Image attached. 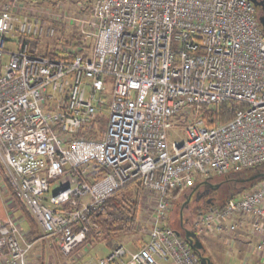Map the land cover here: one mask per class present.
Wrapping results in <instances>:
<instances>
[{"label": "built area", "instance_id": "obj_1", "mask_svg": "<svg viewBox=\"0 0 264 264\" xmlns=\"http://www.w3.org/2000/svg\"><path fill=\"white\" fill-rule=\"evenodd\" d=\"M32 8L0 0V161L41 238L55 237L69 258L98 227L107 198L139 181L156 195L148 239L136 250L120 243L89 264H203L168 224L171 198L196 174L209 180L264 163V32L256 5L95 0L76 22L84 25L76 37L84 46H63L78 51L70 58L39 54L24 40L57 34ZM226 102L232 117L210 124L204 110ZM178 134L184 139L172 138ZM64 176L69 183L52 191ZM194 228L248 229L264 257V180L222 206L211 202ZM34 245L23 242L13 216L0 219V264H28Z\"/></svg>", "mask_w": 264, "mask_h": 264}, {"label": "rangeland", "instance_id": "obj_2", "mask_svg": "<svg viewBox=\"0 0 264 264\" xmlns=\"http://www.w3.org/2000/svg\"><path fill=\"white\" fill-rule=\"evenodd\" d=\"M20 2L26 5L30 4L33 7L32 10L34 13H40L41 15H45L49 18L50 22H54V24L58 28L57 34L54 37L44 38L42 40V43L44 46H47L49 44L50 46L52 47L54 46L55 48L59 49L61 46L66 44V40H70L71 38L75 36L77 37L82 32V28L84 27V25L83 24L77 25L76 24V22H78L77 18H79V15L84 16L85 13H87V11L85 10L91 9L95 0H20ZM62 23H64V26ZM89 45L90 46L94 45V41L89 40ZM105 122L106 121L104 120L102 121L100 125L101 128H103ZM184 136H185L184 134L182 135L178 134L177 136L172 137V138L184 139ZM0 176L2 180L5 183H7L6 175L4 173V170L2 171V169H0ZM194 177L195 179H194L193 184L200 183L205 180L198 174H196ZM222 179L223 177L221 175L214 174L209 180L215 184L221 183L222 185V182H220ZM69 181L70 180L68 179L67 176L54 180L52 183L53 184L52 191H57L61 187L67 185ZM178 193L179 192H177V194L173 193L172 198H171V210H170V218H169L168 224L174 230L182 231L181 236L185 238V233H184L185 227L188 229L194 230V222H195L198 212H200L201 210H205L206 209L205 205L208 203L206 202V199H204V201H202L197 206L191 203L190 206L184 207L185 198L183 197L182 194H178ZM228 195H229V188L226 187V185L224 184L220 186V188L216 191L213 197V200L219 203L222 200H224V198L227 199ZM12 196L14 199L15 195L13 193H12ZM16 198L15 200H17ZM140 206H141V210H140V215H139V229L136 232L126 234V235H121L115 238L113 242H121L126 247L131 248L132 247L131 244L134 243L136 240L141 239L138 242V244H136L135 246V247H139L144 241L148 239L149 227H150V224H149L150 215L156 206V195L152 192L144 190L142 198H141ZM182 209H184L183 213H182ZM34 224L35 223L30 222L31 229H35L37 225H39L38 223L36 225ZM42 236H43V231L41 229L40 237ZM200 237H201V240H203L205 248H207V250L205 249L204 253L206 256H208L210 254V251H208V248H210L213 244L211 241L213 237L210 233H202L200 234ZM90 246L92 247L87 252L83 250L85 247V244H80L77 247L78 248L77 251H80V253L83 254V257L77 260L78 261L77 264H87L93 259L107 255L112 249V248L110 249L108 241L92 243ZM212 254L213 256H216V253L214 251H212ZM223 261L225 262L224 259ZM223 261H221L222 264H223ZM45 262H46L45 264H52L50 263L51 261L47 260V258H45ZM67 264H71V262H67Z\"/></svg>", "mask_w": 264, "mask_h": 264}, {"label": "trees", "instance_id": "obj_3", "mask_svg": "<svg viewBox=\"0 0 264 264\" xmlns=\"http://www.w3.org/2000/svg\"><path fill=\"white\" fill-rule=\"evenodd\" d=\"M30 44L31 49L36 48V52L43 55H48L51 57H73L78 51H66L63 46L55 48L54 46H44L43 43L38 42L34 39L24 38ZM65 45H70L71 47H83L82 39H77L76 36L73 39L66 40ZM206 116L213 117L210 120V124H216L217 122H224L232 117L233 112L230 109V102H226L221 105H216L214 107L207 108L204 110ZM0 169H3L0 161ZM264 170V163L258 165L255 168L244 169L241 171H234L223 175V179L220 181L222 185H226L229 188V195L227 199L235 196H239L248 189L254 187L258 182L264 179H258L254 181H246L244 179L248 178L254 171ZM221 185V186H222ZM143 187L139 181L130 183L112 193L103 205V209L97 215L98 227L92 229L86 240L82 244L92 243V242H102L108 241L109 245L114 248L120 243H114L113 240L121 235L130 234L136 232L139 229V215L141 210V198L143 195ZM179 191V190H178ZM174 194H177V192ZM15 197V196H14ZM16 198V197H15ZM14 198V200H15ZM15 202L19 208H22L25 218L32 223L37 224L36 219L33 217L28 208L16 198ZM224 198L221 202L217 203L213 200V203L222 206L227 200ZM209 204H206V208ZM203 211V210H201ZM195 230V228H194ZM182 232V231H181ZM182 235V234H181ZM200 236V234L198 233ZM187 240L186 238H184ZM188 241V240H187ZM74 252V251H73ZM199 255L198 252L195 251ZM203 254H205L203 252Z\"/></svg>", "mask_w": 264, "mask_h": 264}, {"label": "crops", "instance_id": "obj_4", "mask_svg": "<svg viewBox=\"0 0 264 264\" xmlns=\"http://www.w3.org/2000/svg\"><path fill=\"white\" fill-rule=\"evenodd\" d=\"M9 215L13 216L19 223L23 233V242L35 241V245L28 255V264H45V258L51 261L50 263L52 264H67V262L73 264L78 263L77 260L83 257V254L77 251L78 248H76L69 258H65L59 249L55 237L41 238V229L39 225H37L35 229H31L30 222L25 218L22 209L19 208L14 201L8 185H6L0 176V219H4ZM210 234L213 237L211 239L213 244L208 248V251H210L208 256L214 264H219V262L222 264L221 261H223V259L225 260L223 264H264V257L255 250L257 237L248 229H239L236 232H228L225 230ZM140 240L141 239L135 242L133 241L134 243L131 244L132 247L129 249H138V247L135 246ZM92 243H87L83 250L87 252L92 247L90 246ZM109 246L111 249L112 246ZM205 249L207 250V248ZM212 251L216 253V256H213ZM87 264H89V262Z\"/></svg>", "mask_w": 264, "mask_h": 264}, {"label": "water", "instance_id": "obj_5", "mask_svg": "<svg viewBox=\"0 0 264 264\" xmlns=\"http://www.w3.org/2000/svg\"><path fill=\"white\" fill-rule=\"evenodd\" d=\"M252 1L256 7L258 8V19L261 23L263 32H264V0H250ZM258 179H264V170H256L254 171L248 178L244 179L246 181H254ZM178 234H182L179 230ZM185 238L189 241L191 247L199 253L200 259L203 264H214L210 257L203 254L205 251V246L201 237L195 230L185 228L184 229Z\"/></svg>", "mask_w": 264, "mask_h": 264}, {"label": "flooded vegetation", "instance_id": "obj_6", "mask_svg": "<svg viewBox=\"0 0 264 264\" xmlns=\"http://www.w3.org/2000/svg\"><path fill=\"white\" fill-rule=\"evenodd\" d=\"M220 186L221 183L215 184L210 180H205L200 183H195L185 189L179 190L178 194H182L185 198L184 207L190 206L191 203L197 206L202 201H204V199H206V202L210 204L213 201V197ZM183 210L184 209H182V213L184 212Z\"/></svg>", "mask_w": 264, "mask_h": 264}]
</instances>
